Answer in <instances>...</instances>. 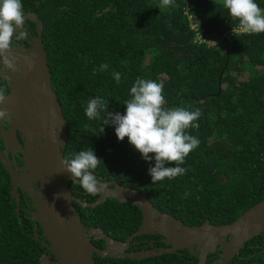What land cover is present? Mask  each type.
Returning <instances> with one entry per match:
<instances>
[{
  "label": "trees",
  "instance_id": "16d2710c",
  "mask_svg": "<svg viewBox=\"0 0 264 264\" xmlns=\"http://www.w3.org/2000/svg\"><path fill=\"white\" fill-rule=\"evenodd\" d=\"M255 2L264 9V0ZM22 4L24 14L33 12L42 26L50 81L68 126L64 156L92 148L101 159L94 174L138 190L143 187L157 210L185 224L198 225L204 219L228 223L264 198V33L235 35L238 21L220 0H173L167 8L158 7L161 0H22ZM25 27L29 45L36 36L35 23L25 19ZM102 64L107 70L100 71ZM113 72L121 74L119 83ZM242 72L246 78L239 80ZM137 78L163 83L166 108L202 113L196 121L199 128L186 130L200 140L180 165L186 173L155 184L148 174L155 161L142 159L127 137L118 140L114 127L104 125L103 110L97 119H89L84 111L89 98L98 96L108 112L124 114L123 103L131 98ZM10 187L0 162V264H56L40 239L33 238L25 202L17 203ZM74 205L88 225L115 240H124L140 220L136 205L111 197L90 213ZM144 237L161 238L140 235L132 240ZM241 251L240 256L248 252ZM94 258L96 264L196 262L186 249L140 260ZM251 259V264H262L264 254L236 262L250 264Z\"/></svg>",
  "mask_w": 264,
  "mask_h": 264
},
{
  "label": "water",
  "instance_id": "95a60500",
  "mask_svg": "<svg viewBox=\"0 0 264 264\" xmlns=\"http://www.w3.org/2000/svg\"><path fill=\"white\" fill-rule=\"evenodd\" d=\"M25 19L35 23L36 36L22 50L13 49L11 56L22 66L30 63L32 67L30 70L22 67L21 71L5 79L8 97L0 104V109L9 113L5 118L7 128L1 132L3 145L5 149L10 148L7 137L14 140L19 133L23 146L17 150L22 166L19 168L7 158L4 161L2 154L6 156V153L1 151L0 161L10 180L11 197L17 200L20 188L27 190L28 196L34 200L36 210L31 212L33 238H38L34 230L39 218L40 235L45 239L41 244L52 254L56 264H96L94 255L139 260L178 249H186L195 255V264H209L207 256L220 250L216 263L227 264L246 241L264 231V198L247 207L229 223L213 224L204 219L198 225H190L170 213L157 210L144 189L130 188L117 181L109 182L114 187L103 184L102 195L93 202H82L74 197L69 187L72 178L63 172L60 164L68 126L50 81L41 38L42 26L33 12L25 13ZM14 144L16 146L17 142ZM106 197L136 205L140 211L139 225L124 240L112 239L99 227L86 228L72 204L76 201L80 206L94 207ZM15 212H19L18 205ZM143 234H158L164 244L157 249L125 252L132 238ZM92 235L94 239L103 241V248L99 249L91 242Z\"/></svg>",
  "mask_w": 264,
  "mask_h": 264
},
{
  "label": "clouds",
  "instance_id": "9594fccd",
  "mask_svg": "<svg viewBox=\"0 0 264 264\" xmlns=\"http://www.w3.org/2000/svg\"><path fill=\"white\" fill-rule=\"evenodd\" d=\"M172 3L173 0H161L158 7H168ZM222 6L230 17L238 21L237 28L233 29L235 35L264 33V9L255 0H222ZM187 17L190 19L189 14ZM192 25L193 23L190 27ZM28 36L22 0H0V73H2L0 78L7 79L21 71L22 67L25 70L31 69L30 63L22 66L11 56L13 40L22 41ZM107 68V64H102L100 71ZM112 75L119 83L121 74L113 72ZM163 88L162 82L137 78L130 89L131 98L123 103L126 105L124 114L108 112L98 96L89 98L84 109L89 119L99 118L103 110L105 113L103 123L114 127L118 140L123 141L127 137L129 144L141 154L142 159L155 161L154 166L148 168L153 184L165 178L173 179L185 174L187 169L180 165L184 164L185 158L200 144V140L188 134L186 130L199 128L196 121L202 115L201 110L192 111L184 107L166 108ZM7 97L6 87H0V104H3ZM8 115L6 110L0 109V120L7 118ZM102 131L103 128L100 132ZM100 161L92 148H88L70 157L63 156L60 164L63 172L70 174L73 183H79L87 193L95 196L104 188L93 175V170ZM168 164L175 166L166 167Z\"/></svg>",
  "mask_w": 264,
  "mask_h": 264
},
{
  "label": "flooded vegetation",
  "instance_id": "af4514ba",
  "mask_svg": "<svg viewBox=\"0 0 264 264\" xmlns=\"http://www.w3.org/2000/svg\"><path fill=\"white\" fill-rule=\"evenodd\" d=\"M25 28L27 29V27H25ZM29 41H30L29 38H27L25 40H22V41H16L14 39L13 40L12 50L13 49L22 50V47L28 46L27 45V42H29ZM1 74L2 73H0V75ZM0 86L1 87H6V89L8 91V84H7V82H6V80L4 78H0ZM0 121L3 123L2 126L0 125V151L6 153V156L4 154H2V159L5 161L6 158H7L13 164H16L19 168H21V166H22V160H21L20 153H19V151L17 149L18 148H22V146H23V140H21V138L19 137V133L17 132L16 133V137L17 138L14 139V140L9 139L7 137V142L9 144V147L10 148L5 149V147L3 145V140H2V134H1V132H2L3 128H7V125H6L5 119L0 120ZM15 141L17 142V145L16 146L14 144ZM10 149L12 150V152L13 151H15V152H13V154H12ZM93 175H95L98 178V180L102 184H105L107 187H114V185L113 184H109V182L117 181L118 184H120V185H124V186L130 187V188L137 189L136 187H132V186H130L128 184H122L121 181H119L118 179H110V180H107V179H102L104 177L99 176V175H96L94 173H93ZM71 182L72 183H69L70 190H71L72 194L74 193L73 194L74 197H76L79 201H82V202H93L94 200H96L98 198V196L102 195V192H101V194L99 193L98 195H95V196H93V195L90 194L92 196L91 197L89 195V193H87L80 186L79 183H73V181H71ZM141 189H143V187H140L139 190H141ZM17 193H18V198H17L16 202L17 203L20 202V201L21 202H25V206H26L25 209L29 213L28 217L32 219L31 212H34L36 210L34 200L32 201L31 198L28 196V191L27 190H21L20 188H18V192ZM34 193L39 194L37 191H34ZM77 194H79V195H77ZM89 199L90 200L92 199V200L89 201ZM74 203H77V202L76 201H72L73 207H74V209H76ZM119 203H124V202H119ZM82 207H84V209L86 211H88L89 213L91 212V208L92 207H90V206H82ZM86 207H88V208L90 207V208L88 209ZM237 216H235L233 218V220ZM140 217H141V214H140ZM80 218H81V216H80ZM233 220H231V221H233ZM32 221H33V219H32ZM81 221H82V223L84 224V226L86 228H89V227H97V226H94V225H88L87 224V221L85 219H82L81 218ZM139 223H140V220H139ZM139 223H138V225H139ZM33 225H34V221L32 222V229H33ZM38 228H40V226H39V218H37V220H36V228H35L34 231H36ZM260 234H262V235H260ZM143 235H157V234H143ZM138 236H140V235H138ZM37 239H40L41 243H42V241L45 240V239H43L41 237L40 233L38 234V238ZM90 240L99 249H101V248L104 247L103 241L101 239L96 240V239H94V237L92 235V236H90ZM100 242H101V244H100ZM158 242H162L160 238L144 237V238H141V239H138V240H131V242L129 243L128 248L125 250V252L132 253V252H136L137 250L148 249V248L157 249L158 247L161 246L160 244H158ZM241 249H245L246 251H248L246 253V255L240 256L239 253L243 251V250L241 251ZM241 249L239 250V252L230 261H228L227 264H238L236 261H239V260H242V259H248L249 260L250 257H255V253H256L257 257L262 258L263 257V254H264V231L260 232L259 234H256L255 236H253L252 238H250L248 241H246L244 243V246ZM219 252H220V250L214 252V254H212L210 256L208 255L207 256V259H206L207 260V263H209V264H217L216 263L217 262L216 260L220 257ZM123 258H127V257H123ZM123 258H118V259H123ZM209 259H211V260L208 261ZM251 263H252V259L250 261V264ZM262 264H264V263H262Z\"/></svg>",
  "mask_w": 264,
  "mask_h": 264
},
{
  "label": "rangeland",
  "instance_id": "374dc122",
  "mask_svg": "<svg viewBox=\"0 0 264 264\" xmlns=\"http://www.w3.org/2000/svg\"><path fill=\"white\" fill-rule=\"evenodd\" d=\"M220 1H222V0H220ZM163 8H167V7H164V6H162ZM169 7V6H168ZM27 13V12H26ZM214 42V41H213ZM217 42H214V43H211V44H215V45H217L216 44ZM245 75H246V72H242L241 73V76H238V79L239 80H243V79H245L246 77H245Z\"/></svg>",
  "mask_w": 264,
  "mask_h": 264
}]
</instances>
